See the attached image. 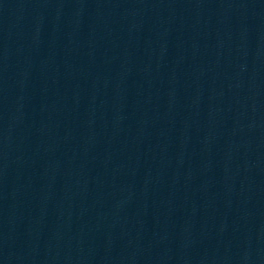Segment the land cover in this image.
<instances>
[{
    "label": "water",
    "instance_id": "obj_1",
    "mask_svg": "<svg viewBox=\"0 0 264 264\" xmlns=\"http://www.w3.org/2000/svg\"><path fill=\"white\" fill-rule=\"evenodd\" d=\"M0 264H264V0H0Z\"/></svg>",
    "mask_w": 264,
    "mask_h": 264
}]
</instances>
